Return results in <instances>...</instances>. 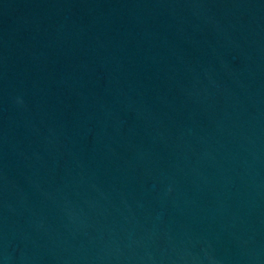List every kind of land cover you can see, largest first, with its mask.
Returning <instances> with one entry per match:
<instances>
[{
  "label": "water",
  "instance_id": "obj_1",
  "mask_svg": "<svg viewBox=\"0 0 264 264\" xmlns=\"http://www.w3.org/2000/svg\"><path fill=\"white\" fill-rule=\"evenodd\" d=\"M0 264H264V0H0Z\"/></svg>",
  "mask_w": 264,
  "mask_h": 264
}]
</instances>
